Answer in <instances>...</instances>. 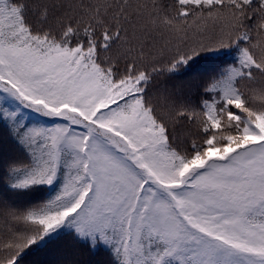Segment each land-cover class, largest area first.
<instances>
[{"label":"snow or ice","instance_id":"obj_1","mask_svg":"<svg viewBox=\"0 0 264 264\" xmlns=\"http://www.w3.org/2000/svg\"><path fill=\"white\" fill-rule=\"evenodd\" d=\"M0 225V264H264V0H0Z\"/></svg>","mask_w":264,"mask_h":264},{"label":"trees","instance_id":"obj_2","mask_svg":"<svg viewBox=\"0 0 264 264\" xmlns=\"http://www.w3.org/2000/svg\"><path fill=\"white\" fill-rule=\"evenodd\" d=\"M232 60L228 57H204L197 61L190 69L186 70L184 78L191 79L197 77L207 79L209 75L215 74L223 66L225 61ZM7 238L6 230L0 225V241ZM2 250V249H0ZM58 253L55 248H51L44 252L30 253L24 261V264H56Z\"/></svg>","mask_w":264,"mask_h":264}]
</instances>
